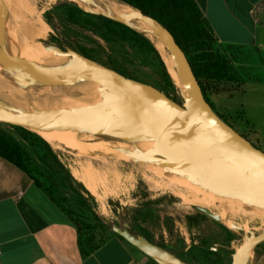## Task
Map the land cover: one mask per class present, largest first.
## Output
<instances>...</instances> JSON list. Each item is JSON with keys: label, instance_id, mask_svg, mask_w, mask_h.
Returning a JSON list of instances; mask_svg holds the SVG:
<instances>
[{"label": "water", "instance_id": "water-1", "mask_svg": "<svg viewBox=\"0 0 264 264\" xmlns=\"http://www.w3.org/2000/svg\"><path fill=\"white\" fill-rule=\"evenodd\" d=\"M57 6L141 34L182 104L60 40L63 49L42 44L58 39L46 18ZM0 123L45 141L100 202L111 231L155 264H247L264 242V153L212 111L173 36L138 10L108 0H0Z\"/></svg>", "mask_w": 264, "mask_h": 264}, {"label": "rangeland", "instance_id": "rangeland-1", "mask_svg": "<svg viewBox=\"0 0 264 264\" xmlns=\"http://www.w3.org/2000/svg\"><path fill=\"white\" fill-rule=\"evenodd\" d=\"M98 17L87 8L67 6L51 7L46 14L55 35L67 50L125 78L153 87L168 98H179L174 87L165 86L151 45L144 46L140 38L120 28L107 27ZM249 46L222 49L213 43V51L230 59L239 84L221 83V87L230 92L218 95L207 92L206 99L223 122L264 153V29L256 34L255 46ZM187 52L194 56L193 47L187 48ZM0 133L29 155L32 173L55 194L63 209L74 211L86 220L87 226L81 228V235H91L94 242L105 239L111 226L104 218L102 205L74 181L41 144L35 143L32 134L35 132L0 123ZM255 138L258 145L254 143ZM247 264H264V242L253 249Z\"/></svg>", "mask_w": 264, "mask_h": 264}, {"label": "crops", "instance_id": "crops-1", "mask_svg": "<svg viewBox=\"0 0 264 264\" xmlns=\"http://www.w3.org/2000/svg\"><path fill=\"white\" fill-rule=\"evenodd\" d=\"M193 1L219 45L255 46L264 29V0ZM62 209L24 171L0 158V264H155L116 236L82 256Z\"/></svg>", "mask_w": 264, "mask_h": 264}, {"label": "trees", "instance_id": "trees-1", "mask_svg": "<svg viewBox=\"0 0 264 264\" xmlns=\"http://www.w3.org/2000/svg\"><path fill=\"white\" fill-rule=\"evenodd\" d=\"M120 5L128 6L131 9L142 12L145 16H148L156 20L160 25L167 29L173 36L175 42L184 52L193 74L200 86L203 98L207 102L206 93L218 95L220 93H229L230 90L221 87V83H236L239 84L237 76L233 73L231 61L225 55H220L219 52L213 51V43L218 44V40L212 31L209 23L203 17L201 11L193 0H108ZM74 6V3H69ZM99 19L109 27L114 26L121 30L133 35L136 38H140L144 46H149V41L142 35L132 31L131 29L99 16ZM44 45H52L61 48V43L56 37L49 35L46 41H41ZM194 48V56H190L187 52V48ZM222 49L232 48V46L223 47ZM236 48V47H233ZM150 50L156 55L159 60V66L162 71V77L167 88H173V83L169 77L165 66L157 51L150 47ZM171 100L180 104V100L177 97L171 96ZM208 103V102H207ZM220 119H223L217 114ZM22 129V128H21ZM35 136V143L41 144L49 151L51 150L49 145L43 141L38 135L32 133ZM254 146V145H253ZM255 147V146H254ZM0 158L8 161L14 166L24 171L34 182V184L43 189L48 197L62 207L60 203L55 199V194L47 187H45L32 173L30 169L31 163L29 155L22 151L16 144H14L9 138L0 133ZM159 202V201H158ZM65 215L68 217L69 222L76 229L78 237V245L82 256H88L92 254L109 236H117L110 231L105 239L98 242H94V238L91 235H81L82 227H85L86 220L78 213L74 211H68L62 209ZM149 242L152 243L149 237L143 236ZM157 246L165 249L163 246L156 244Z\"/></svg>", "mask_w": 264, "mask_h": 264}, {"label": "flooded vegetation", "instance_id": "flooded-vegetation-1", "mask_svg": "<svg viewBox=\"0 0 264 264\" xmlns=\"http://www.w3.org/2000/svg\"><path fill=\"white\" fill-rule=\"evenodd\" d=\"M92 139L94 140H100V139H112V138H108V137H100V136H92V135H89ZM113 140H116V139H113ZM117 141H120V140H117Z\"/></svg>", "mask_w": 264, "mask_h": 264}]
</instances>
